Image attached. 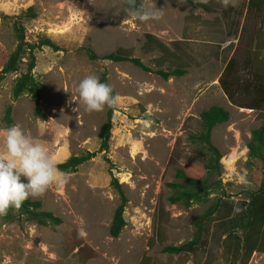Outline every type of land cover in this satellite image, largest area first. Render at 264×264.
Instances as JSON below:
<instances>
[{
  "label": "rangeland",
  "instance_id": "obj_1",
  "mask_svg": "<svg viewBox=\"0 0 264 264\" xmlns=\"http://www.w3.org/2000/svg\"><path fill=\"white\" fill-rule=\"evenodd\" d=\"M191 1L154 0L157 8L165 9L161 19L140 22L124 12L126 0H0V70L17 46L13 18L31 7L37 18L24 20L30 38L47 36L62 49L36 52L34 76L43 85L45 118L35 115L29 95L13 97L17 75L0 83V131L7 128L6 111L12 106L13 124L44 142L59 165L57 153L63 145H70L72 156L100 150L101 127L114 108L111 165L100 153L70 174L67 185H53L42 196L32 197L63 223L42 226L23 220L0 226V264H229L221 238L229 224L219 220L209 227L196 255H173L163 249L192 240L194 220L214 198L225 195L244 204L258 190L247 144L252 132L264 127V110L233 105L219 80L233 57L238 74L264 76V38L256 36L264 15L251 12L242 25L248 0ZM199 3L211 12L195 5ZM147 34L170 47L179 44L178 54L189 65L185 76L165 80L129 62L92 61L85 50L90 47L103 57L119 48L132 49L134 57L154 70H166L169 63L161 64L160 52L144 53ZM90 73L101 80L106 76L120 97L118 106L89 113L78 105L75 89ZM239 98L251 100L243 94ZM213 106L231 114L212 135L223 154L222 174L211 178L217 186L192 207L172 205L168 185L177 182V171L204 169L206 150L193 136L202 130V112ZM109 168L129 200L126 226L118 238L110 235L120 196L111 186ZM91 177L98 188L91 187ZM249 264H264V255H254Z\"/></svg>",
  "mask_w": 264,
  "mask_h": 264
},
{
  "label": "trees",
  "instance_id": "obj_2",
  "mask_svg": "<svg viewBox=\"0 0 264 264\" xmlns=\"http://www.w3.org/2000/svg\"><path fill=\"white\" fill-rule=\"evenodd\" d=\"M187 1L192 2L191 0ZM130 3L131 0H126L127 7ZM195 5L206 12H211L206 4L199 3ZM254 11L260 16L264 15V0H249L248 15ZM35 18H37V13L33 7L13 18V31L17 46L0 70V83L5 81L10 74L17 75L12 90L13 97L19 99L24 95H29L35 104V115L39 118H45L46 114L41 108L43 85L34 76V70L37 66L36 52L44 47L55 52L62 49L47 36L38 35L35 39L30 38L24 20ZM262 28L264 35V18ZM179 47V44L175 43L170 47L152 34L145 35L142 48L144 53L160 52L162 54L161 64L169 63L166 70L163 68L154 70L140 58L134 57L132 49L119 48L103 57L98 56L90 47L85 48V50L92 61L129 62L145 72L155 73L163 79L169 80L172 77H183L188 73L189 65L184 63L182 56L178 54V51L181 52ZM161 64L160 66H162ZM236 70V61L233 57L228 62L219 80L221 88L229 101L240 109L264 110V76L252 72L241 75ZM101 81L108 83L106 76ZM241 94L250 97V102H243L239 98ZM113 117L114 108H111L108 111L106 122L101 127L100 138L102 143L98 152L88 151L85 155H73L64 163L59 164L58 167L69 174L77 173L80 166L95 159L100 153H104V160L111 165L108 153L112 137ZM200 119L202 130L199 134L193 136V140L204 146L207 161L204 164L203 171L199 173L186 168L177 171V182L168 185L171 189L168 202L172 205H182L185 208L192 207L206 193L211 192L217 186V182L212 183L211 178L220 177L223 171V154L214 144L212 135L217 126L227 124L230 121L231 114L223 107L213 106L202 112ZM6 121L7 127L13 125L12 106L6 111ZM247 147L249 149L250 165L252 166V181L258 190L244 204L230 200L225 195L214 198L209 208L194 220L193 224L196 231L193 239L181 245H169L163 249L165 253L196 255L204 245L205 238L209 234L208 231H210L208 230L209 227L219 220L229 224L227 226L229 228L223 230L221 235L224 254L229 264H237V261H239V264H249L255 254L264 255V127L252 132ZM109 174L111 176V186L118 191L120 196V205L115 211L110 227L111 237L118 238L126 226L124 213L129 200L122 184L114 176L112 168H109ZM238 208L241 209L239 216H237ZM23 220L42 226H59L63 223L61 218L51 212L44 211L42 202L29 198L19 209L10 208L7 215L0 216V226Z\"/></svg>",
  "mask_w": 264,
  "mask_h": 264
},
{
  "label": "clouds",
  "instance_id": "obj_3",
  "mask_svg": "<svg viewBox=\"0 0 264 264\" xmlns=\"http://www.w3.org/2000/svg\"><path fill=\"white\" fill-rule=\"evenodd\" d=\"M165 9L156 7L154 0H131L124 9L127 16L140 22L161 19ZM79 104L89 113L116 107L120 97L113 87L102 82L95 73L82 78L76 89ZM71 176L58 167L49 147L26 133L19 124L0 131V216L10 208L19 209L32 197L42 196L53 185L63 187Z\"/></svg>",
  "mask_w": 264,
  "mask_h": 264
},
{
  "label": "crops",
  "instance_id": "obj_4",
  "mask_svg": "<svg viewBox=\"0 0 264 264\" xmlns=\"http://www.w3.org/2000/svg\"><path fill=\"white\" fill-rule=\"evenodd\" d=\"M230 10L234 13V15H238V14L235 13L237 11L236 6H232L230 8ZM247 15H248V4L246 5L243 13L241 14V16H242V25L245 23L246 18H247ZM262 29L263 28H262V24H261L260 27H259V29L257 30V35L256 36L261 37V38H264V35L262 33V31H263ZM57 154H58V158H59V163H63L65 161H67L72 156L71 155V151H70V145L69 144L63 145L59 149V151H58ZM90 185H91L92 188H98L99 187V185H97L96 183H93L92 182V177H91V184Z\"/></svg>",
  "mask_w": 264,
  "mask_h": 264
}]
</instances>
